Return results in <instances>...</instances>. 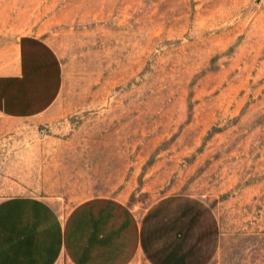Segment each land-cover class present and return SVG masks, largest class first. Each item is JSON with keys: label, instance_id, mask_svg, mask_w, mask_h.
Returning a JSON list of instances; mask_svg holds the SVG:
<instances>
[{"label": "rangeland", "instance_id": "rangeland-1", "mask_svg": "<svg viewBox=\"0 0 264 264\" xmlns=\"http://www.w3.org/2000/svg\"><path fill=\"white\" fill-rule=\"evenodd\" d=\"M23 35L61 86L39 119L0 116V200L192 195L210 264H264V0H0V47Z\"/></svg>", "mask_w": 264, "mask_h": 264}, {"label": "crops", "instance_id": "crops-1", "mask_svg": "<svg viewBox=\"0 0 264 264\" xmlns=\"http://www.w3.org/2000/svg\"><path fill=\"white\" fill-rule=\"evenodd\" d=\"M52 49L23 35L0 47V116L39 119L57 100ZM221 244L218 219L192 195L158 199L142 213L95 196L61 214L36 196L0 200V264H210Z\"/></svg>", "mask_w": 264, "mask_h": 264}]
</instances>
